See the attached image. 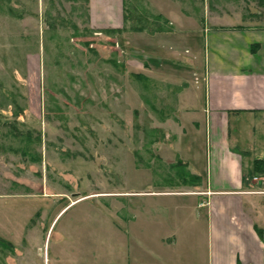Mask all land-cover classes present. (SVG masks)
<instances>
[{"label":"rangeland","instance_id":"1","mask_svg":"<svg viewBox=\"0 0 264 264\" xmlns=\"http://www.w3.org/2000/svg\"><path fill=\"white\" fill-rule=\"evenodd\" d=\"M124 4L113 33L88 26L86 0H0V264L206 261L205 210L168 194L193 188L159 159L176 94L143 80L126 34L163 23Z\"/></svg>","mask_w":264,"mask_h":264},{"label":"crops","instance_id":"2","mask_svg":"<svg viewBox=\"0 0 264 264\" xmlns=\"http://www.w3.org/2000/svg\"><path fill=\"white\" fill-rule=\"evenodd\" d=\"M86 1L90 28L125 33L124 0ZM143 1L163 24L149 22L126 34L141 42L136 52L144 78L176 94L173 114L162 121L173 139L163 135L159 159L174 173L193 176L184 181L191 191L168 194L191 196L205 210L197 213L206 226V261L200 264H264L262 0H199L188 7L181 0ZM177 238L160 241L170 247Z\"/></svg>","mask_w":264,"mask_h":264},{"label":"trees","instance_id":"3","mask_svg":"<svg viewBox=\"0 0 264 264\" xmlns=\"http://www.w3.org/2000/svg\"><path fill=\"white\" fill-rule=\"evenodd\" d=\"M125 11H126V13H124V15H125V18H127L126 16H127V13L129 12H127V8L125 7ZM155 18L156 19H159L160 18V16L158 15V16H155ZM108 32H109V30H108ZM141 76V75H140ZM142 78H143V80L145 79L144 78V76L142 75ZM160 109V108H159ZM149 141H152V140H149ZM257 163L258 162H256V165H257ZM180 173H182V175H180V177H181V179L183 180V181H188L187 180V176H189V175H187L186 176V174L185 173H183V172H180ZM183 176V177H182ZM189 177H193L192 175H190ZM192 179V178H191ZM196 179H198V177H196L195 175H194V180H196ZM0 246H2V247H4V246H11V244H10V242H8L7 240H5V239H3V238H1L0 237ZM11 249H12V246H11Z\"/></svg>","mask_w":264,"mask_h":264},{"label":"built area","instance_id":"4","mask_svg":"<svg viewBox=\"0 0 264 264\" xmlns=\"http://www.w3.org/2000/svg\"><path fill=\"white\" fill-rule=\"evenodd\" d=\"M259 192H260V193H264V188H263V189H261V190H259Z\"/></svg>","mask_w":264,"mask_h":264}]
</instances>
